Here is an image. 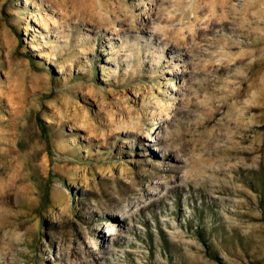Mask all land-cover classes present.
<instances>
[{"label": "rangeland", "instance_id": "1", "mask_svg": "<svg viewBox=\"0 0 264 264\" xmlns=\"http://www.w3.org/2000/svg\"><path fill=\"white\" fill-rule=\"evenodd\" d=\"M82 260L264 264V0H0V264Z\"/></svg>", "mask_w": 264, "mask_h": 264}, {"label": "bare ground", "instance_id": "2", "mask_svg": "<svg viewBox=\"0 0 264 264\" xmlns=\"http://www.w3.org/2000/svg\"><path fill=\"white\" fill-rule=\"evenodd\" d=\"M114 234V231H110ZM83 259V258H82ZM88 262L86 260H82L80 264H87Z\"/></svg>", "mask_w": 264, "mask_h": 264}]
</instances>
